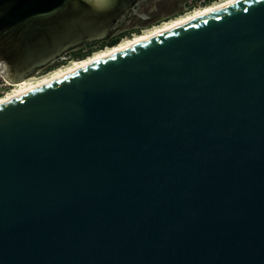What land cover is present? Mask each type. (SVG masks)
Masks as SVG:
<instances>
[{"label":"water","instance_id":"obj_1","mask_svg":"<svg viewBox=\"0 0 264 264\" xmlns=\"http://www.w3.org/2000/svg\"><path fill=\"white\" fill-rule=\"evenodd\" d=\"M143 0H0L20 83ZM0 264H264V0H237L0 104Z\"/></svg>","mask_w":264,"mask_h":264},{"label":"flooded vegetation","instance_id":"obj_2","mask_svg":"<svg viewBox=\"0 0 264 264\" xmlns=\"http://www.w3.org/2000/svg\"><path fill=\"white\" fill-rule=\"evenodd\" d=\"M162 1H170L173 6L167 9L161 8L159 3ZM219 1L222 0H143L138 4L137 8H131L128 11L126 17L120 22V26L112 28L106 38L87 41L73 47L56 60L38 69L34 74L39 73L40 70L47 72L49 69L51 70V68L65 66L73 60L86 58L97 51L117 45L124 39L143 33L165 21L187 14L195 9L213 5ZM12 86L14 85H11V87Z\"/></svg>","mask_w":264,"mask_h":264},{"label":"bare ground","instance_id":"obj_3","mask_svg":"<svg viewBox=\"0 0 264 264\" xmlns=\"http://www.w3.org/2000/svg\"><path fill=\"white\" fill-rule=\"evenodd\" d=\"M234 1H237V0H222V1H219L215 4H213V5H208L204 8H201V9H195L194 11L189 12L187 14H184V15H181L177 18L165 21L160 25H157L153 28H150L149 30L144 31L143 33L136 34L130 38H126L117 45L107 47L103 50L97 51L94 54H92L86 58H83L80 60H73L71 63H69L65 66L59 67V68L53 70L52 72L48 73L47 75H44V76H42L36 80H33V78L30 77V78H28V79H26L20 83L14 84V86H12L10 89L8 88V90L0 96V104L4 103V102H6V101H8L14 97H17L18 95H21V94H23V93H25V92H27V91L35 88V87L43 85L44 83L52 81V80H54L58 77H61L63 75H66L67 73H70L76 69H79V68H81V67H83L89 63H92V62L97 61L103 57H106L112 53H115L117 51L125 49L126 47L134 45V44H136L140 41H143L149 37H152L156 34L167 31V30H169L173 27H176V26H178V25H180L186 21H189L191 19H194V18L199 17L201 15H204L206 13H209L210 11L224 7L225 5H228Z\"/></svg>","mask_w":264,"mask_h":264},{"label":"rangeland","instance_id":"obj_4","mask_svg":"<svg viewBox=\"0 0 264 264\" xmlns=\"http://www.w3.org/2000/svg\"><path fill=\"white\" fill-rule=\"evenodd\" d=\"M218 1V0H217ZM160 4V7L161 8H164V9H167L168 7H172L173 6V4L170 2V1H162L161 3H159ZM61 66V65H60ZM59 67V66H58ZM55 68H57V67H55ZM55 68H51V70H53V69H55ZM50 69L46 72V71H44V70H40V72L39 73H36V74H34V75H32V76H30V77H32L33 78V80H36V79H38V78H40V77H42V76H44V75H47V73L48 72H50L51 71ZM29 77V78H30ZM1 96V95H0Z\"/></svg>","mask_w":264,"mask_h":264},{"label":"built area","instance_id":"obj_5","mask_svg":"<svg viewBox=\"0 0 264 264\" xmlns=\"http://www.w3.org/2000/svg\"><path fill=\"white\" fill-rule=\"evenodd\" d=\"M10 82H8L1 74H0V95L4 94L8 88L11 87Z\"/></svg>","mask_w":264,"mask_h":264}]
</instances>
